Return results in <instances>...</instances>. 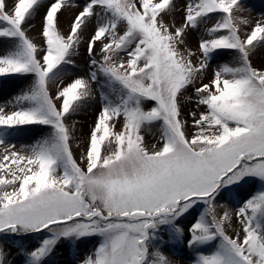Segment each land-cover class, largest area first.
<instances>
[{
	"label": "snow or ice",
	"instance_id": "1",
	"mask_svg": "<svg viewBox=\"0 0 264 264\" xmlns=\"http://www.w3.org/2000/svg\"><path fill=\"white\" fill-rule=\"evenodd\" d=\"M40 6L0 0V42H10L0 48V78H32L13 110L0 107V145L26 126L51 129L25 151L6 147L0 158V234H49L27 252L26 264H46L62 241L94 237L100 241L81 264H172L162 233L183 240L181 221L190 216L187 246H214L197 251L194 264H264V190L234 213L217 202L250 179L264 183V67L250 59L264 48V22L241 35L247 21L235 15L239 0H185L179 26L164 19L175 0H83L64 33L59 15L68 0H49L38 45L25 25ZM214 16L194 60L196 53L181 50L184 37ZM89 23L91 71L65 84ZM220 50L234 51L233 63L198 85ZM93 84L101 108L78 163L75 124L66 121L94 99ZM189 87L204 106L189 114L192 133L182 107ZM152 128L159 147L146 143ZM234 221L240 230L230 235Z\"/></svg>",
	"mask_w": 264,
	"mask_h": 264
},
{
	"label": "rangeland",
	"instance_id": "2",
	"mask_svg": "<svg viewBox=\"0 0 264 264\" xmlns=\"http://www.w3.org/2000/svg\"><path fill=\"white\" fill-rule=\"evenodd\" d=\"M49 0H40L41 6L38 11L33 14V17L28 20L25 25L28 36L33 39L38 45L42 44L41 38V25L42 19L45 13V8L48 5ZM83 0H68V7H66L59 15V27L64 32L69 31V26L72 18L80 11V8L76 5L82 4ZM177 5L169 15L165 16V22L171 24L175 23L177 26L181 23L182 16L184 15L181 10L185 0H175ZM239 11L235 12V15L239 17L240 21H247V23H241V35H244L250 30L257 22H264V0H239ZM219 20V16H214L207 21V24H201L198 29L189 30L184 37L185 43L181 46V50L189 49L196 53L194 60H199L201 54L198 51V43L206 35V27L214 26L215 22ZM93 24L89 23L82 33V43L79 47L78 54L72 57L74 65L66 66L64 70V83H68L77 77L88 78V74L91 71L89 67V56L87 54V40L92 35ZM10 46V42H0V48H7ZM264 50V48H261ZM257 49L255 53L250 57L253 66L258 69L264 67V51L259 54ZM236 53L231 50H220L214 53L213 59L204 75L202 80H198L197 84L208 83L212 78L214 72L218 66L225 63L232 64L235 59ZM95 59L100 60V45L97 43L95 47ZM32 83V78H20L18 76L0 78V107H4L5 111L13 110L15 106V96L20 94L22 90L28 88ZM94 99L89 100L84 104L76 113L69 117L66 123L71 126L75 124L73 132L72 148L74 156L78 163H82L81 157L85 153L87 147V140L91 128L94 126L97 114L101 108V101L99 95V87L96 84L92 85ZM55 91V85L53 86ZM146 108L151 107L150 103L145 105ZM182 107L184 118L188 121V131L192 133L196 131L192 127V119L189 115L191 112L204 111V106L197 107V99L194 93V89H189L184 93L182 98ZM120 125H117L119 129ZM51 131L50 128L42 126H26L19 132L10 134L6 137V143L0 145V158L6 154L5 148L14 145L15 151L21 152L26 149L23 146L34 144L37 140L46 137ZM160 134L158 128H152L150 131L145 132L146 143L151 146L156 144L159 147L158 141ZM264 190V183L259 180L250 179L247 183L242 184L239 188L234 189L231 192L225 193L224 197L218 198V204L226 205L228 209H235L242 204L244 200L255 195L259 191ZM198 212L200 209L197 210ZM222 214V209L218 210ZM193 222V217H188L181 221L184 227L185 237L181 241L169 240L168 234L163 232L165 243L162 246L163 254L172 262V264H194L197 258V251H203L205 254L214 250L213 247H204L199 250L189 248L186 240L188 235V228ZM238 221H234L232 228L228 229V233L232 235L234 231H239ZM49 235L47 232L42 234H31L26 236L0 234V248L5 253L6 264H26L27 252L34 250L39 245L41 240ZM100 241L99 237H94L86 240H82L76 244H72L66 241H62L55 252L46 260V264H81V261L86 255H90L94 248Z\"/></svg>",
	"mask_w": 264,
	"mask_h": 264
},
{
	"label": "bare ground",
	"instance_id": "3",
	"mask_svg": "<svg viewBox=\"0 0 264 264\" xmlns=\"http://www.w3.org/2000/svg\"><path fill=\"white\" fill-rule=\"evenodd\" d=\"M264 50L263 49H260V51H258L259 54H261Z\"/></svg>",
	"mask_w": 264,
	"mask_h": 264
}]
</instances>
